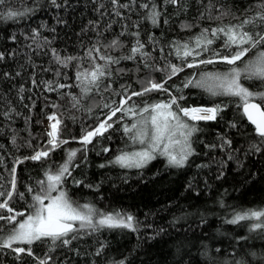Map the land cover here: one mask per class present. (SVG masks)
<instances>
[{
    "label": "trees",
    "instance_id": "16d2710c",
    "mask_svg": "<svg viewBox=\"0 0 264 264\" xmlns=\"http://www.w3.org/2000/svg\"><path fill=\"white\" fill-rule=\"evenodd\" d=\"M148 2L136 0L134 10L121 8L119 17L113 12L111 0H57L60 7L53 6L51 0H4L0 4V13L10 10L22 13L12 19L0 16V53L4 54L0 59V191L10 190L14 166L17 191L26 195L24 200L14 197L10 206L17 212H26L31 203L27 188L37 187L36 182L45 179L46 171L57 170L67 158L68 150L79 149L75 167L63 185L71 200L80 205L92 204L104 213H130L138 222L136 231L81 230L67 246L60 242L53 245L50 240L39 241L31 246V256L23 253L17 258L11 249L0 248V264H39L41 259L47 260V264H119L120 261L124 264H236L241 259L245 264H264V231H250L252 221L226 223L236 211L264 209V146L259 152L251 148L254 144L260 146V137L246 121L238 97L211 96L203 88L184 87L187 79H199L201 73L227 72L230 66L226 63L185 67L167 80L168 92H150L129 102L143 107L167 101L170 93L184 96L180 101L184 107L226 105L212 121L192 122L181 114L182 119L195 123L198 128L191 137L195 155L189 157L184 167H170L160 155L143 168L108 163L122 151L141 147L123 132V124L133 122L130 116L114 123L103 137L94 138L86 152L79 141L85 130H91L109 114L102 104L119 102L120 96L115 93L120 92L121 86L128 87L130 92L140 91L147 79L156 82L166 79V61L181 65L174 42L190 41L201 29L221 23H239L256 10L254 5L259 0H178L177 4L151 0L160 13L155 25L144 19L147 10L139 7ZM120 3H129V0H120ZM221 10L233 15L224 17L222 22L208 19L209 14L216 16ZM125 25L129 26L128 32L139 31V39L145 45L144 50L151 53L149 63L154 67L145 68L139 56L135 60H121L111 66L114 75L104 80L99 91L93 89L84 96L77 86L76 72L77 64L82 70L90 66L88 61L60 65L52 49L61 57H83L96 44L101 53L126 56L136 38L120 35ZM33 30L38 33L39 48L32 40ZM253 30L262 31L264 26L257 24ZM116 38L124 47L105 49ZM45 40L49 43L45 44ZM222 46L223 39H216L211 47L227 55ZM251 55L254 53L245 59ZM94 57L97 63H104L95 53ZM199 58L208 59L209 54L202 52ZM188 60L191 62L192 58ZM155 67L164 70L156 71ZM117 69L125 71L117 74ZM49 81L53 87L56 84L72 87L50 91L46 87ZM108 83L111 88L104 91ZM241 83L251 91H264V84L259 80L242 79ZM72 96L80 98L75 108ZM256 101L260 102L258 98ZM5 112L9 115H3ZM54 112L63 119L60 138L67 143L55 149L47 160L24 159L48 147L49 137L43 123ZM120 115L114 120H119ZM233 123L237 127H231ZM222 138L231 141V145L221 147ZM104 148L109 151L104 152ZM17 158L22 163H15ZM101 164L105 167H100ZM75 180L83 183L76 185ZM0 214L10 215L3 209ZM0 226L10 228L4 221H0Z\"/></svg>",
    "mask_w": 264,
    "mask_h": 264
},
{
    "label": "snow or ice",
    "instance_id": "6c2138e0",
    "mask_svg": "<svg viewBox=\"0 0 264 264\" xmlns=\"http://www.w3.org/2000/svg\"><path fill=\"white\" fill-rule=\"evenodd\" d=\"M166 2L177 4L178 0H166ZM3 3L4 0H0V4ZM111 3L113 12L118 17L121 16L119 9L123 8L131 11L136 6V0H129V3L111 0ZM51 4L60 7L57 0H51ZM139 7L147 10L144 19L151 20L153 25L157 24L160 13L156 10V5L151 3V0L148 3L139 4ZM209 7L211 8L212 5H209ZM254 8L256 10L251 15L240 19L239 23H221L214 28L201 29V32L191 38L190 41L174 42L175 54L181 59L182 63L177 65L171 61H166L164 68L167 69V73L164 81L156 82L154 79H147L143 82L140 91L130 92L128 87L121 86L120 92L115 93L120 96L119 102L113 100L111 103L102 104L103 108L109 110V114L105 115L91 130H85L79 138L83 150L86 152L87 145L91 144L94 138L103 137L109 129L113 128L114 123L122 122L125 116H130L133 118V122L130 125L123 124V132L131 141L139 143L141 147L136 151H122L108 163L123 168H143L154 160L157 155H160L166 158L168 166L184 167L188 163L189 157L195 155L191 137L198 131V128L195 123H189L182 119L181 114L192 122L212 121L218 118L219 113L223 111V107H226V105L223 107L220 104L184 107L180 104V101H183L185 97L171 95L170 93L167 101L160 100L159 102L145 104L143 107H139L134 103L130 105L129 102L132 101L133 97L143 96L150 92H168L165 87L167 80L182 72L185 67L194 68L222 62L230 66L227 72L201 73L199 79H187L184 87L203 88L211 96L238 97L242 103L243 115L254 125L255 133L260 137V146L254 144L251 145V148L257 152L261 151V146H264V107H262V104H264V91H251L241 83L242 79H255L264 84V30H253L257 24L264 26V0H259ZM19 15H22V13L11 10L0 13V16L5 19H12ZM201 15L203 16V13ZM229 15L233 14L228 10H221L219 15L209 14L208 19L222 22L224 17ZM108 27H111V25L109 24ZM128 27V25H125L124 31L120 35L128 34L136 39L126 56L115 57L101 53L100 47L96 44L87 49L83 57H61L55 49H52L53 57L60 65L67 66L72 61H88L90 66L84 67L82 70L80 64H77L78 70L76 72L77 86L80 87L84 96L92 92L93 89L99 91L104 80L106 78L110 79L114 75L111 66L118 65L121 60H135L139 56L145 68L154 67L153 64L149 63L152 56L151 53L144 50L145 45L139 39V31L128 32ZM133 27H138V25H133ZM184 27L190 28L191 25H184ZM37 34V30H33L32 40L39 48L41 44L36 42ZM12 39H15V37H12ZM216 39H223L222 47L228 52L227 55L211 47ZM44 43L49 42L45 40ZM193 43L194 47L192 46ZM104 47L105 49H115L122 48L124 45L119 41V38H116ZM202 52L208 53L209 58H199ZM94 53L104 63H97ZM250 53H254V55L245 59ZM189 57L192 58L191 62L188 60ZM3 58L4 54L0 53V59ZM164 68L155 67V70L163 71ZM124 71V69L116 70L117 74H122ZM60 74L58 70L57 75ZM33 82L35 83V81ZM46 87L52 91L72 87V85L56 84L53 87L52 82L49 81L46 82ZM110 88L111 83H108L103 90L108 91ZM69 95L71 94L69 93ZM71 98L74 101L72 106L77 107L80 104V98L77 96ZM257 98L260 101L259 103L256 102ZM53 107H56V105H53ZM88 111L91 112L92 109L89 108ZM118 113L121 114L119 120H114ZM3 115L8 116L9 113L5 112ZM137 117L139 119H136ZM48 121L50 122V130L47 132L49 137L48 147L38 149L33 155L24 157V159L47 160L55 149L67 143V141L60 138L63 125L62 117L54 112L48 116ZM230 126L237 127L235 123ZM230 145L231 141L222 138L221 147ZM78 151L80 150H68L67 158L57 170L46 171L44 173L45 179L36 182L37 187L27 188V193L31 195V203L28 205L26 212H17L10 206L14 197L18 196L21 200H24L26 195L25 192L17 191L16 168L14 166L11 168L10 190L6 193L0 191V198H3L0 201V209L6 210L10 214H0V221L10 225L8 229L0 226V232L5 233L0 235V248L11 249L19 258L20 254L23 253L33 255L31 246L39 241L50 240L53 245L60 242L67 246L77 238V234L81 230H90L91 232H96L101 228L137 230L138 222L130 213L120 211L104 213L92 204L80 205L71 200L63 185L66 179L71 176L72 167H75L74 161ZM103 151L108 152L109 149L104 148ZM15 163H22V160L17 158ZM100 167L103 168L105 165L101 164ZM197 167H203V165ZM74 183L80 185L83 181L75 180ZM85 186L92 187V185ZM17 217H23V219H17ZM242 221H252L250 231H264V209L236 211L226 223L238 224ZM13 245L17 246L13 247ZM101 248H103V245H101ZM99 251H97V254H99ZM252 255H255V253ZM39 264H47V260L41 259ZM119 264H124V261H120ZM236 264H245V261L241 259L236 261Z\"/></svg>",
    "mask_w": 264,
    "mask_h": 264
},
{
    "label": "rangeland",
    "instance_id": "374dc122",
    "mask_svg": "<svg viewBox=\"0 0 264 264\" xmlns=\"http://www.w3.org/2000/svg\"><path fill=\"white\" fill-rule=\"evenodd\" d=\"M49 121H48V117L46 118V120L44 121V123H43V126L45 127V129H46V131L48 132L50 129H49ZM140 149V148H139ZM139 149H136V150H139ZM136 150H134V151H136ZM5 233H3V235H4Z\"/></svg>",
    "mask_w": 264,
    "mask_h": 264
},
{
    "label": "water",
    "instance_id": "95a60500",
    "mask_svg": "<svg viewBox=\"0 0 264 264\" xmlns=\"http://www.w3.org/2000/svg\"><path fill=\"white\" fill-rule=\"evenodd\" d=\"M257 102V101H256ZM259 103V102H258ZM241 111H242V113H243V108H242V106H241ZM245 117V119H246V121L250 124V125H252L249 121H248V119H247V117L246 116H244ZM253 127H254V125H252Z\"/></svg>",
    "mask_w": 264,
    "mask_h": 264
}]
</instances>
